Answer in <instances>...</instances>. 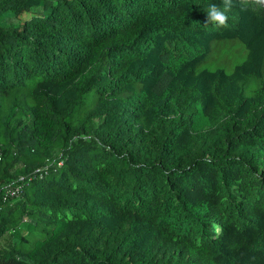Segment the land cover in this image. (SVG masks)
<instances>
[{
    "label": "trees",
    "instance_id": "trees-1",
    "mask_svg": "<svg viewBox=\"0 0 264 264\" xmlns=\"http://www.w3.org/2000/svg\"><path fill=\"white\" fill-rule=\"evenodd\" d=\"M211 4L0 0V264H264V9Z\"/></svg>",
    "mask_w": 264,
    "mask_h": 264
},
{
    "label": "clouds",
    "instance_id": "clouds-1",
    "mask_svg": "<svg viewBox=\"0 0 264 264\" xmlns=\"http://www.w3.org/2000/svg\"><path fill=\"white\" fill-rule=\"evenodd\" d=\"M222 8L216 4H211L206 11L205 23H211L216 27L228 26L229 17L227 13L233 7H239L241 11L255 12L260 9H264V0H222Z\"/></svg>",
    "mask_w": 264,
    "mask_h": 264
},
{
    "label": "built area",
    "instance_id": "built-area-1",
    "mask_svg": "<svg viewBox=\"0 0 264 264\" xmlns=\"http://www.w3.org/2000/svg\"><path fill=\"white\" fill-rule=\"evenodd\" d=\"M19 192H20L19 187H14V188L9 189V195H18Z\"/></svg>",
    "mask_w": 264,
    "mask_h": 264
},
{
    "label": "rangeland",
    "instance_id": "rangeland-1",
    "mask_svg": "<svg viewBox=\"0 0 264 264\" xmlns=\"http://www.w3.org/2000/svg\"><path fill=\"white\" fill-rule=\"evenodd\" d=\"M13 201H15V198L10 199V200H8L7 202H2V203H0V209H1L3 206H7V205L11 204Z\"/></svg>",
    "mask_w": 264,
    "mask_h": 264
}]
</instances>
